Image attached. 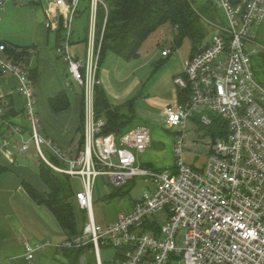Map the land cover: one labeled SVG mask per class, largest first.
I'll return each mask as SVG.
<instances>
[{"label": "built area", "instance_id": "1", "mask_svg": "<svg viewBox=\"0 0 264 264\" xmlns=\"http://www.w3.org/2000/svg\"><path fill=\"white\" fill-rule=\"evenodd\" d=\"M38 1L0 0V9L8 3ZM47 1L45 27L58 28L54 17L59 12L63 34L56 51L82 90V149L75 154L64 152L39 134L34 83L23 64L4 53L3 45L0 75L17 80L16 92L24 99L37 157L55 173L67 175L80 185L74 200L86 223L82 233L65 240L60 249L90 246L96 264H102L101 248L115 251L113 264H264V83L252 70L256 51L248 49V45H258L256 30L264 27V0H210L222 18L211 24L215 34L173 78L180 100L162 111L165 129L177 134V158L166 169L137 161V155L151 145L147 128L136 127L119 138L100 134L105 123L94 117L93 88L98 84L100 48V44L95 47L96 13L98 5L104 6L103 0H88V50L84 59L70 54L72 22L81 0ZM171 53L170 47L161 51L163 57ZM213 116L226 124L225 134L213 140L202 166L185 163L182 146L187 124L210 127ZM12 131L22 138V127ZM22 141L25 151L28 143ZM44 146L50 154L48 159L42 153ZM100 176L107 177L115 188L134 180L147 185L130 211L105 226L95 222L92 212L93 190ZM161 213L165 221L159 225L154 216ZM179 232L184 233L181 249L176 246ZM43 247L24 244L28 264Z\"/></svg>", "mask_w": 264, "mask_h": 264}, {"label": "crops", "instance_id": "2", "mask_svg": "<svg viewBox=\"0 0 264 264\" xmlns=\"http://www.w3.org/2000/svg\"><path fill=\"white\" fill-rule=\"evenodd\" d=\"M43 1L48 4L47 0H41L30 3L29 6H20L15 3L3 6L0 9L2 16L0 24L4 25L5 22L9 26L5 25L6 29L3 27L5 34H0V38H3L0 42L28 49V57L23 62V66L28 72L35 74L33 92L36 101L35 112L40 125L39 134L62 151L75 154L83 146L80 147V134L79 139L76 140V135L79 133L82 90L80 89L81 93H76L71 89L68 92L66 89L70 88L67 82V77L70 75L68 64L56 51L57 31L62 29L61 16L58 12L54 17L58 21L57 29H47ZM201 1L202 4L207 0ZM85 13L88 17L85 23H81L80 19ZM16 16L20 18L18 23H15ZM8 19L11 23H7ZM18 28L20 29L18 33L25 39L20 40L22 44H12L8 39L15 35V30ZM88 33L89 2L85 0L80 2L72 22L70 45L72 57L85 58L88 50ZM156 33L158 34L153 37ZM154 34L142 44L138 56L134 59L124 60L115 54L107 53L98 70L97 80L112 106H121L132 98H137L136 112L139 106H147L158 112L162 118L164 107L181 98V93L173 85V78L181 74L184 62L191 56V46L187 53L180 52L179 48L174 51V54L172 52L169 56L163 57L161 52L158 53L151 46L147 48L146 44L150 40L149 44L152 45L155 42L154 45L158 46L159 41L167 37V42L171 45V29L165 26ZM163 49L165 48L162 47ZM16 86L15 77L0 76V101L9 103L13 111V116L7 120L10 129H0V165L8 170L15 164L12 148L19 145V149H22L23 137L19 136L20 141L14 139V145L8 142L7 135L11 134L12 128L26 124L23 111L24 99L16 92ZM61 92L67 94L69 107L65 111L54 113L49 107V99ZM3 113L4 110H0V115ZM58 120L64 122L69 129L59 132L58 127L54 126ZM150 147L144 153L137 155V161L142 165L158 169L169 168L170 166L162 165L153 158ZM25 151L22 149L21 152ZM24 168V166L20 167V172L25 177ZM4 175L0 178V219L4 232H8L9 235L8 238L4 237L3 243L0 244V264H28L24 259L25 243L44 246L35 253L32 264L54 262L68 264L60 252V245L68 240V237L52 213L45 206L37 205L31 200L22 183L25 182L42 195L47 193L45 185L43 184L44 187L41 188L38 185L39 182L21 178L15 180Z\"/></svg>", "mask_w": 264, "mask_h": 264}, {"label": "trees", "instance_id": "3", "mask_svg": "<svg viewBox=\"0 0 264 264\" xmlns=\"http://www.w3.org/2000/svg\"><path fill=\"white\" fill-rule=\"evenodd\" d=\"M103 4L104 6H97L96 13L95 47L97 48L100 44L96 78L107 53L115 54L124 60L134 59L138 56L142 44L165 26L171 29V52L179 49L185 41H188L192 56L206 42L209 23L213 24L219 20L217 11L210 0L199 6H195L192 0H103ZM61 32L62 29L57 31L58 44L61 40ZM0 45L4 46V53L16 62L23 64L28 57L27 48H18L1 42ZM253 61L254 76L260 83H264V52L257 55ZM28 74L34 83L35 74L31 71ZM136 99L132 98L121 106H112L102 88L98 84L95 85L93 88L94 117L96 120H104L105 123L100 134H112L119 138L131 129L138 127L135 123ZM83 106L82 95L78 129L80 147L83 145ZM49 107L54 113L68 109L69 99L67 94L61 92L50 98ZM0 110H4V113L0 115V129L9 130L7 120L13 116V111L9 103L5 104L2 101H0ZM225 125L224 121L213 116L212 124L207 128L215 139L225 134ZM37 171L47 188V193L44 195L39 194L34 188L23 182L25 192L34 203L45 206L52 213L68 240L77 237L73 209L76 193L73 191L72 179L67 175L55 173L41 160L37 166ZM7 172L8 169L0 165V178ZM122 187L115 189L111 197L125 195ZM82 217L85 220L83 212ZM90 248V246H87L79 249H61L60 252L66 258L68 264H79L80 258L84 257L85 250H90Z\"/></svg>", "mask_w": 264, "mask_h": 264}, {"label": "rangeland", "instance_id": "4", "mask_svg": "<svg viewBox=\"0 0 264 264\" xmlns=\"http://www.w3.org/2000/svg\"><path fill=\"white\" fill-rule=\"evenodd\" d=\"M85 0H81L83 2ZM195 6H199L201 4V0H192ZM204 1V0H203ZM44 3V1H43ZM16 5H22V6H29V4H19L15 3ZM83 5V4H82ZM47 3H44V9L47 10ZM219 18H222V15L220 13H217ZM0 17L1 13H0ZM88 17V14L86 13L81 17L80 22L85 23L86 18ZM20 18L16 16L15 23H18ZM9 22V19L7 20V23ZM11 23V22H9ZM7 25L4 22L3 24H0V34L4 35V28ZM208 36L207 39H209L212 35H214L215 30L213 25H208ZM2 27V28H1ZM4 27V28H3ZM6 29V28H5ZM20 29L15 30V35L12 36L9 40L12 44H22L20 40H24L25 37L20 35L18 33ZM4 33V34H3ZM158 33L154 34L157 35ZM152 37V38H153ZM167 38V37H166ZM165 38V40L159 41V45L156 46L154 43L149 44V41L147 42V48H151L155 51H158V53L161 52L162 47L165 49H168L170 47V44L167 42L168 40ZM3 39V38H2ZM0 38V41L2 40ZM256 44L254 47L248 45V49L251 51L254 49L256 53L254 56H252V62H254V58L263 53L261 51L264 48V27L256 30ZM151 46V47H150ZM146 47V46H145ZM190 48V44L188 41H185L183 45L180 47V52L187 53ZM175 52H173L174 54ZM67 82L70 84L71 91H74L76 93H81L80 88L77 86V84L71 79L70 75L67 77ZM36 110V105H35ZM23 111H24V105H23ZM25 112V111H24ZM137 116H136V125L137 126H145L149 129L150 135H151V153L153 158L157 159L162 165L166 164L168 167H172L173 164L176 161V154L174 150L172 151V146L176 142L177 134H175L171 130H166L164 128V121L163 117L161 118L159 116V113L148 108L147 106L141 107L139 106L137 110ZM24 117L26 119V115L24 113ZM54 126L58 127L59 132H62L64 129H69L68 126L65 125L64 122L61 120H58L54 124ZM4 127V126H3ZM23 130V140L27 141L28 143V149L25 152H21L22 149H19V145H15L14 139L17 141H20V138L17 134L14 133V131H11V134L7 135L8 142H11L14 144V148H12V155L15 159V164L13 167L11 166L8 172L4 175L5 177H10L13 179L21 178L26 179L31 182H36L40 185V187L43 186V182L40 179L37 171V166L40 162V159L37 157L36 150L34 148V145L32 141L30 140L29 136V130L27 126V119L25 126H20ZM4 129V128H3ZM79 139V133L76 135V140ZM214 138L212 137L211 132L207 127L200 126L196 123L194 124H187L186 127V135L182 146V158L185 163L193 165L195 167L202 166L205 161L206 157L210 151L212 142ZM42 153L43 155L48 159L50 158V154L47 151L46 147H42ZM24 166L25 171V177L24 174H22L20 171V167ZM3 176V175H2ZM72 187L73 191L77 193L80 190V185L78 181L72 180ZM123 191L125 195L123 196H116L111 197L112 193L115 191V187H113L110 182L108 181L107 177L100 176L95 181V186L93 190V217L95 219V222L100 226H105L113 221L116 220L117 216L121 213L128 212L131 209L132 202L136 201L146 190L147 185L142 180H134L131 182H128L123 187ZM73 209L75 214V221H76V229L77 234L80 235L82 233V229L84 224L86 223L85 220H83L82 212L77 208L76 203L73 202ZM154 219L158 222L159 225H162L165 221V214H157L154 216ZM2 224L0 219V231H2ZM2 235V236H1ZM8 232H0V244L3 243L4 237L8 238ZM183 232H179L176 240V246L177 248L181 249L183 246ZM4 236V237H3ZM5 238V239H6ZM115 251L112 248H101L100 249V260L102 264H113ZM84 257L86 259V264H96L94 255L90 250H85ZM33 263V262H32ZM52 264H57L56 262ZM177 264V263H174Z\"/></svg>", "mask_w": 264, "mask_h": 264}, {"label": "water", "instance_id": "5", "mask_svg": "<svg viewBox=\"0 0 264 264\" xmlns=\"http://www.w3.org/2000/svg\"><path fill=\"white\" fill-rule=\"evenodd\" d=\"M71 1L69 0V3H70ZM85 257H81L80 258V263L79 264H85Z\"/></svg>", "mask_w": 264, "mask_h": 264}]
</instances>
